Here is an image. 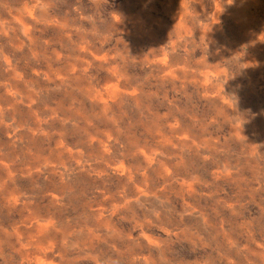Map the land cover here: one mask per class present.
<instances>
[{
    "label": "rangeland",
    "instance_id": "1",
    "mask_svg": "<svg viewBox=\"0 0 264 264\" xmlns=\"http://www.w3.org/2000/svg\"><path fill=\"white\" fill-rule=\"evenodd\" d=\"M0 264H264V0H0Z\"/></svg>",
    "mask_w": 264,
    "mask_h": 264
}]
</instances>
